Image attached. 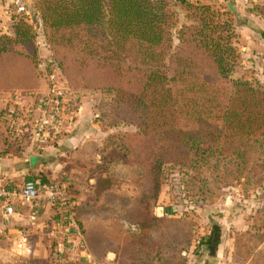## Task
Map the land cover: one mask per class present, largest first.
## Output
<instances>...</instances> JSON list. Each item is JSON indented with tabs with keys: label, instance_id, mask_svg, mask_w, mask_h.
I'll return each mask as SVG.
<instances>
[{
	"label": "rangeland",
	"instance_id": "obj_1",
	"mask_svg": "<svg viewBox=\"0 0 264 264\" xmlns=\"http://www.w3.org/2000/svg\"><path fill=\"white\" fill-rule=\"evenodd\" d=\"M24 1L29 15L17 14L10 0H0V35L13 37L21 20L40 25L33 10L36 0ZM189 1L211 5L227 14L236 30L238 53L232 77L264 89V29L257 24L264 20V0ZM176 11L173 52L180 46L178 30L191 24L185 8L178 6ZM36 33L33 48L45 60L57 49L39 44L45 37L40 29ZM16 64L29 79L11 83V91H47L45 77L40 85H33L34 76L28 72L32 66L20 58ZM9 65V61L0 58L1 73L5 74ZM0 83L10 84L4 75L0 76ZM74 88L71 91L77 116L74 131L66 136L76 139V143L67 146L74 153H31L36 174L29 172L30 162L23 160L19 183L11 184L21 186L33 177L47 174L49 181L66 187L78 203L74 211L82 231L89 224L101 225L107 237L99 242L106 252L99 251L98 255L89 251L91 264H139L140 260L142 264H264V140L257 142L251 162L239 178L233 165L204 175H197L186 166L171 169L173 165H168L161 193L153 198L142 175L141 128L124 117L111 96ZM2 109L3 106L0 115L5 117ZM2 123L8 134L7 121ZM32 123L33 118L29 125ZM29 134L17 142L27 143ZM103 178L109 179L112 187L99 195L98 180ZM18 210L22 217L15 218L12 233L21 231L27 236L29 251L21 253L12 233L7 231L0 243L7 257H15L13 264H80L55 258L57 243L63 236V229L56 224L64 209L46 204L36 207L35 224L28 209ZM136 223L140 228L134 226ZM142 226L150 230L149 234L142 232Z\"/></svg>",
	"mask_w": 264,
	"mask_h": 264
},
{
	"label": "trees",
	"instance_id": "obj_2",
	"mask_svg": "<svg viewBox=\"0 0 264 264\" xmlns=\"http://www.w3.org/2000/svg\"><path fill=\"white\" fill-rule=\"evenodd\" d=\"M178 6L191 24L178 30L180 46L173 52ZM33 10L40 25L21 20L13 37L0 35V58L10 62L0 72L10 83H0L1 97L16 91L11 83L29 79L19 71V58L32 66L33 85L44 80L42 56L33 48L40 29L43 46L60 53L47 60L59 65L71 95L74 87L101 91L141 128L142 175L153 198L168 165L197 175L233 165L242 175L264 140V89L233 79L236 30L226 13L189 0H36ZM35 179L50 182L44 175L29 180ZM109 183L98 180L99 195ZM104 234L101 225L83 229L92 254L102 251ZM6 255L0 249V264H13L15 257Z\"/></svg>",
	"mask_w": 264,
	"mask_h": 264
},
{
	"label": "built area",
	"instance_id": "obj_3",
	"mask_svg": "<svg viewBox=\"0 0 264 264\" xmlns=\"http://www.w3.org/2000/svg\"><path fill=\"white\" fill-rule=\"evenodd\" d=\"M10 4L19 15H29L24 0H10ZM42 42H39V44ZM47 82L45 93L16 90L6 97H1L5 117L0 115V123L7 121L9 134L15 141L30 134V148L33 152L43 153L48 147L58 143L74 131L77 110L71 93L65 87L61 70L57 63L42 60L40 64ZM6 110V111H5ZM18 112L24 114L21 118ZM26 112V114H25ZM33 118V123L29 122ZM9 181L0 180V209L5 216L22 217L20 207L29 210V218L35 224L37 211L43 204L64 209L56 226L63 229L62 240L57 243L55 258L63 262H91L83 231L79 226L74 209L78 203L71 198L66 187L41 179L28 180L21 186H12ZM16 247L21 253L29 251L27 236L15 231Z\"/></svg>",
	"mask_w": 264,
	"mask_h": 264
},
{
	"label": "crops",
	"instance_id": "obj_4",
	"mask_svg": "<svg viewBox=\"0 0 264 264\" xmlns=\"http://www.w3.org/2000/svg\"><path fill=\"white\" fill-rule=\"evenodd\" d=\"M248 2V0H246ZM249 3V2H248ZM246 7V6H245ZM248 8V7H246ZM264 19V18H263ZM259 25V29H264V20L257 21ZM264 51V48H263ZM1 98V96H0ZM3 103L0 101V108H2ZM5 124L2 122L0 123V180L1 181H9L15 184L19 183V176H20V166L23 163V160H28L30 162L29 172L32 174H36V168L34 166V162L31 159L33 158V152L31 150L30 141L27 140V143H18L10 136L9 132L5 131L4 128ZM77 128V127H76ZM72 145V143H76V139L74 137H65L58 143L51 145L48 147L44 153H74L72 149L68 150L67 146ZM76 152V151H75ZM34 159V158H33ZM33 168V169H32ZM48 180H50L49 175H45ZM15 218L5 216L3 211L0 209V243L3 242L2 236L8 232L11 235L13 222ZM16 220H21L16 218ZM3 234V235H2ZM80 264H91L90 262H80ZM114 264V263H112ZM118 264V263H117ZM207 264V263H205Z\"/></svg>",
	"mask_w": 264,
	"mask_h": 264
}]
</instances>
